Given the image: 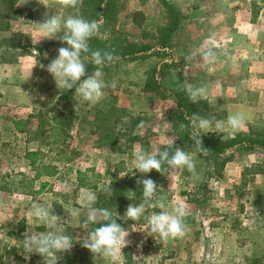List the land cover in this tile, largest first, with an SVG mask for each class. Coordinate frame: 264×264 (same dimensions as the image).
Masks as SVG:
<instances>
[{
    "label": "rangeland",
    "instance_id": "rangeland-1",
    "mask_svg": "<svg viewBox=\"0 0 264 264\" xmlns=\"http://www.w3.org/2000/svg\"><path fill=\"white\" fill-rule=\"evenodd\" d=\"M193 1L205 3L210 0ZM80 6L62 8L58 0H19L16 10L0 19V264H68L67 257L72 264H111L105 258L94 261L93 254L80 244L94 224L84 227L87 203L78 187L76 171L82 173L80 177L87 184L83 190H91L97 196L99 191L108 192L111 188V192L105 194L109 197L116 187L126 185L128 179L140 174L136 170L134 152L143 150L152 154V147L160 149L175 140L165 119L172 107L167 99L169 93L162 92L160 101L154 100L155 103L146 109L153 100L142 95L145 97L142 101V89L138 84L129 85V76L125 79V69L131 71L132 82L137 83L135 81L141 79L139 68L152 70L158 66L162 55L156 54L160 53L157 50L152 52L155 57L138 54L103 66V80L106 83L108 76L111 81L106 83L103 104L99 103V106L106 109L108 104L104 103L108 95L115 103L108 112L104 111L107 114L98 126L100 134L90 135L89 126L82 128L88 102L75 96V89L71 95L66 94L67 89H59L47 71L51 60L58 56V49L67 47L61 41L63 29L53 39H48L35 24L44 19L45 13L52 15L60 11L63 17L79 16ZM220 9L206 7L205 11L210 13ZM182 10L180 12L185 13L189 6ZM113 11L106 34L114 33L119 42L144 45L149 50L158 47L159 29L170 20L161 0H113ZM247 12L244 10L242 15ZM208 27L202 26L200 31L207 32ZM219 29L217 25L216 30ZM195 33L198 34L196 30ZM34 40L37 44L50 42L52 45L43 55H37L28 46ZM205 42L210 41L197 40L202 48L209 47ZM219 43L227 45L231 41L225 39L216 44L210 42V45ZM6 44H21L26 48L12 49L5 47ZM235 44L237 46L232 48L230 45L227 52L225 45L219 47L221 59L225 54L236 57L247 52L242 49L253 52L245 48L249 45L255 51H264V40H247L244 45L235 41ZM244 60L249 63V59ZM132 96L133 106L139 109L133 115L129 114L128 105ZM209 112V116L224 120L219 112L212 109ZM140 121H144L145 126L137 130ZM260 127L246 135L264 138V128ZM202 133L205 132L201 131L199 135ZM212 133L229 136L227 132L214 129ZM95 145H98L95 160L92 161V156H85L88 159L84 160L87 151L81 149L92 150ZM110 149L117 151L115 156ZM189 154L196 163L195 175L186 169L169 168L151 178L161 188L152 201L153 206L145 211L146 216L162 211L160 202L168 211L175 205L184 204L189 212L187 217L194 216L193 222L187 224L186 235L167 241L149 236V225L143 217L136 222L125 217L127 207L134 204L130 202L125 210L115 214L125 223L127 239L131 242L128 246L131 251L127 252L131 260H125L123 256L121 264H264V180L252 186L240 177L255 171L254 167L242 166L246 161L259 160L260 171L264 172V151L234 149L216 160L208 154ZM223 160L234 161L238 167L235 172L239 174L234 175L232 168L226 171V163L218 167ZM49 164L58 169L52 177L40 172L41 165ZM129 196L142 202L143 194L138 197L130 193ZM36 202L53 209L64 220L63 230L74 238L69 256L55 253L43 257L26 252L21 245L26 232L33 234L47 230L39 218L30 214L32 204ZM93 206L99 208L96 202ZM77 207L81 214L72 216V209ZM20 223L24 227L22 232L17 230Z\"/></svg>",
    "mask_w": 264,
    "mask_h": 264
},
{
    "label": "clouds",
    "instance_id": "clouds-1",
    "mask_svg": "<svg viewBox=\"0 0 264 264\" xmlns=\"http://www.w3.org/2000/svg\"><path fill=\"white\" fill-rule=\"evenodd\" d=\"M58 3L62 8H76L82 3V0H58ZM103 23V19L89 21L79 16L68 15L63 17L60 11L52 15L45 13L44 19L35 23L40 32L48 39H53L63 29L61 41L66 43L67 47L58 49V56L51 60L47 66V71L54 77L59 89H75V96H80L84 101L91 104L99 103L105 96L104 89L107 85L103 80L104 73L101 69L106 64H113L120 59L113 52L90 49L89 41L93 37L103 38L104 34L100 31ZM89 53L90 55H83ZM216 58L217 55L212 50H208L203 55L204 62L209 64L214 63ZM185 59L191 61L193 57L186 55ZM85 60H89L97 66L91 74L88 73ZM187 75L185 73L182 87L186 90L190 100L196 103L206 97L207 89L203 86L194 87L188 84ZM190 120L192 124L190 138L194 142L192 149L204 155L210 151L203 146L202 136L199 135L201 131L212 133L214 129L217 132H227L231 135L243 131L247 123L246 116L242 112L230 113L226 120L192 114ZM144 126L145 122L140 121L137 130ZM184 127L185 124L181 123L180 128L183 129ZM227 138V136H222V139ZM134 157L136 170L145 175L153 170L162 174L165 165L174 170L183 171L186 169L195 175V161L185 149L180 147H175V151L171 155L167 150L160 151L158 157L141 150L134 152ZM137 184L143 186L142 202L138 205L130 204L126 209L125 217L134 222L143 217L149 225V236L155 235L165 241L183 238L188 231L185 218L189 215L185 205L182 203L175 205L172 211H168L166 205L160 202L159 208L162 211L146 216V209L153 206L152 201L161 187L151 178L138 179ZM81 191L83 193L82 198L87 203V219L84 222V227L87 228L88 224H95L99 221H104V223L90 232H86L84 238L80 240L82 241L80 244L93 254L94 261L98 258H105L111 264H121L124 256L123 249L131 243L127 239L129 234L126 233V228L117 223L111 210L93 206L97 200L94 192L83 189ZM30 214L39 218L47 230L33 234L25 233L24 239L20 243L26 252L45 257L55 253H65L73 248L74 238L63 230L62 221L64 220L55 214L53 209L36 202L32 204ZM80 214V208L72 209V216Z\"/></svg>",
    "mask_w": 264,
    "mask_h": 264
},
{
    "label": "crops",
    "instance_id": "crops-1",
    "mask_svg": "<svg viewBox=\"0 0 264 264\" xmlns=\"http://www.w3.org/2000/svg\"><path fill=\"white\" fill-rule=\"evenodd\" d=\"M167 1L178 10H182L183 8L186 9V6H189V10L182 13L184 19L173 33L170 47L160 48L158 45L155 49L151 48L141 53V55H146L148 58L155 57L156 54H161L162 56L159 57L161 63L154 68L151 67L152 70H149L147 67L139 68L141 79L135 81L137 83L132 82L131 71L125 69V79L129 76V85L138 84V87L142 89V101L145 98L143 97L144 95L148 99L151 98V100H153L146 105V109L155 103L154 100L160 101L159 95L157 96L144 89L148 73L153 72L160 90H163L165 93L170 91L178 82L183 83L185 73H187L188 84L194 87L203 86L207 89L206 97L201 100L206 102L210 110L212 109L214 112H219V115H222V119L224 118V120H226L230 113L235 112H242L246 116L247 123L245 129L241 132L229 135L230 137H234L240 133L244 135H246V133L249 134L250 131L254 130L253 128L257 126H262L260 128H264V51H259L257 49L255 51V49L249 45L245 48L252 49L254 50L253 52L242 49V51L247 52L235 55L236 57H233V54L232 57H229V54H225L222 59L219 55L220 46L225 45L227 52L228 49H231L229 47L230 45L232 48L237 46L235 41L238 43L241 41L244 45L247 40H253L254 42L256 40H264V0H215V2L210 0L205 3L200 1L194 2L193 0ZM206 7L221 9L215 12L209 11L210 13H208L205 11ZM244 10H246V12L248 11L246 15H242ZM217 25L220 26L219 31L216 30ZM202 26L210 27H208L209 30L206 32L200 31ZM195 30L198 34L195 33ZM183 34L189 37H184ZM198 37L199 39H197ZM200 39L209 40L214 44H216L217 41L227 39L230 40L231 43L227 45H221V43H219V45H210V42H205V45L209 44V47L203 46L202 48V45L197 43V40ZM32 42L33 44H37L35 40ZM153 50H157L160 53L152 54ZM208 50L214 51L217 55L214 63L209 64L203 60V55ZM186 55H192L193 59L191 61H186ZM244 58H247V60L249 59V63H247L248 61H245ZM197 59L200 61L199 63L195 62ZM109 81H111V79L107 76L106 83ZM109 97L108 95L107 100H105L106 103L104 104L108 105L104 110L101 109L102 105L99 106V103H102L103 100L96 104H91L89 102L86 104V106L88 105L86 107L88 113L86 117L82 118L81 126L84 129H87L88 126L90 127L88 134L97 136L100 132L98 126H100V122L103 118H100L97 113L98 110L108 112L111 109L115 101H111ZM132 98L133 96L130 98V102H128L129 114L131 115L139 112V109L133 106ZM167 99L172 105L170 111H175L174 97L168 94ZM124 102H127V100L125 99ZM134 109L136 110L133 111ZM147 113H149V110H147ZM209 113L210 112L207 111L204 113L203 117L210 118L211 115L209 116ZM169 127L171 129L170 124ZM97 147L98 145L93 146L92 150L85 147L82 148V151H87L86 155H84V160L88 159L85 158V156H92V161L95 160L94 152L97 150ZM151 150L152 154H156L159 147L156 149L152 147ZM110 151L114 154L113 156L116 155V150L110 149ZM235 164L234 161L226 163V171L232 168L234 169V175H236L238 172L235 171L238 170V167L235 166ZM242 166L245 168H255L253 174L249 175V172L248 174H242V176H240L243 178L245 184L248 183L255 186L258 182L260 183L264 180V172L260 171L261 162L259 160L246 161ZM77 172L82 174L80 171H76V173ZM84 187L85 186L81 189H85ZM254 190H257V188L255 187Z\"/></svg>",
    "mask_w": 264,
    "mask_h": 264
},
{
    "label": "trees",
    "instance_id": "trees-1",
    "mask_svg": "<svg viewBox=\"0 0 264 264\" xmlns=\"http://www.w3.org/2000/svg\"><path fill=\"white\" fill-rule=\"evenodd\" d=\"M18 2L19 0H0V19L7 18L14 10H16ZM161 2L167 11V14L170 16V20H168V22L159 29L157 41L160 48H166L171 46L170 43L172 35L182 23L184 16L175 6L168 3L167 0H161ZM79 12V17H83L89 21L100 19H103L104 21L100 29V31L104 34L103 38L93 37L89 41L91 50L99 49L101 51H110L119 56L120 59L128 56L138 55L149 50V48L145 47L144 45H139L136 43L127 45L125 43L119 42L114 33L106 34V30L114 16L113 0H82ZM51 45L52 43L46 42L43 44H30L28 46L30 49H32V53L43 55L46 49ZM4 46L10 47L12 49L26 48L21 44H6ZM83 55H90V53ZM85 64L89 74L96 70L97 66L92 64L89 60H85ZM105 66H109V64H106ZM147 75V81L144 88L145 91L160 95L163 90H160L153 72L148 73ZM181 83L182 82H178L170 91H168L169 95L173 96L175 99L174 103L176 110L169 112L165 118L167 123L171 125L172 134L175 137V140L168 146L160 147L158 152L155 154L157 155V157L159 156V152L164 150L169 151L170 155L173 154L175 151V147L183 148L186 152L189 153H196V151H193L192 149L194 147V142L190 138V135L192 133L190 117L192 114H200L201 116H203L204 113L210 111L205 101L199 100L196 103L191 102L187 92L183 87H181ZM72 90H67L66 94L71 95ZM97 114L100 116V118L104 119L107 113H104V111L102 110H98ZM181 123L185 124V127L183 129L180 128ZM200 136H202L203 146L210 151L208 155L213 160L218 159V157L220 155H223L225 152L234 149L243 150L245 152H251L255 149L264 151V138H251L241 133L235 135L234 137L228 136L227 139H222V137L217 135L216 133L208 132L202 133L200 134ZM53 141H56V138H54ZM197 153L201 154L200 152ZM227 161L228 160L221 161V165L218 167H222V165L227 163ZM218 167H216V169ZM168 169L169 168H167V165H165V170L163 171V173H165ZM57 171V167L51 164L41 165L40 167L41 174L47 177L56 175ZM77 175L78 187L82 188L83 186H87V184L84 183V179L82 177H79L81 176V174L77 172ZM159 175H161V173H158L155 170L146 175L142 173L134 175L127 180L126 185L116 187L114 193L109 194V197L106 195H108L109 191L111 192V188H109L110 190L108 192L100 193L99 191L97 194L96 203L99 205V208H108L109 210H111L113 213V218L117 220V223L121 224V226L124 227L125 223L117 219L115 214L119 211L125 210L126 205H128L130 202L134 203L133 205L139 204L138 198L129 196L130 193H132L133 196L138 195V197L142 194L143 186L138 185L137 180L141 178H156ZM111 186L112 185H109V187ZM193 220L194 216L186 217L185 223L188 224L189 222H193ZM102 223H104V221H100L97 224L92 225V230L95 227H99ZM22 231L23 224L20 223V225L18 226V232ZM128 251H131L130 247H126L123 249L125 260L130 261L131 257L129 254L127 255ZM65 254L66 257L70 255L69 252H65ZM125 255H127L128 257H125ZM66 263L72 264L71 262H69V257L66 258Z\"/></svg>",
    "mask_w": 264,
    "mask_h": 264
}]
</instances>
